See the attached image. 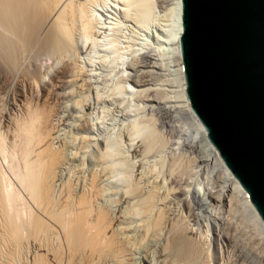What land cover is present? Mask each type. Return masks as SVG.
<instances>
[{
  "label": "bare ground",
  "instance_id": "bare-ground-1",
  "mask_svg": "<svg viewBox=\"0 0 264 264\" xmlns=\"http://www.w3.org/2000/svg\"><path fill=\"white\" fill-rule=\"evenodd\" d=\"M112 1L0 0V264H193L201 256L200 242L194 236L197 231L192 227L196 222L193 205L184 196L179 174H174L186 163V159L181 160L183 155L172 156L165 170L147 162L146 157L160 143L151 119L139 124L118 122L112 129L113 142L98 141L92 122L86 120L92 109L88 103L86 107L87 92L86 97L70 101L75 90L81 93L90 86L88 73L78 61L80 55L94 52L97 46L117 51L108 33L115 23L106 21L102 13L113 6ZM132 1V7H141L142 15L154 4L152 0ZM171 3L172 10H168L174 16V25H170L174 26L171 36L178 97L208 147L211 168L228 182V189L217 188L211 198L222 205L240 204L236 206L248 214L258 230L254 233L259 235L264 233V222L208 141L186 98L178 41L180 0ZM135 50L146 64L155 54L149 45ZM123 55L118 56L119 62L124 61ZM47 61L57 67L50 71L49 64L44 79L42 68ZM141 61L126 67L130 71L124 76L130 73L134 87L141 86L150 72L139 64ZM67 86L73 89H67L65 95L61 89ZM133 86L116 85L117 91L106 99L116 108L112 113L121 112L119 97L135 90ZM68 96L71 103L65 101ZM112 119L113 125L117 118ZM62 125L68 126L66 133H59L66 130L60 128ZM191 159L187 164L194 161ZM68 172L71 175L66 178ZM161 172L169 173L165 176ZM115 181L122 183L120 190H113ZM109 195L114 198L106 205L103 201ZM179 217L186 222L180 224ZM225 231L222 236L228 239ZM160 238H165L166 244L159 242L156 248ZM238 248L233 257L236 264L246 256Z\"/></svg>",
  "mask_w": 264,
  "mask_h": 264
},
{
  "label": "rangeland",
  "instance_id": "rangeland-1",
  "mask_svg": "<svg viewBox=\"0 0 264 264\" xmlns=\"http://www.w3.org/2000/svg\"><path fill=\"white\" fill-rule=\"evenodd\" d=\"M130 1L132 0H113L111 2L113 6H107L105 8L107 12H102L105 14L103 17L106 19V21L115 23L113 24L114 30H110L108 33L109 36L112 37L111 42L114 41L117 51H103L100 50L99 46H97L96 50L94 49V52L91 51L89 54H86L87 52H83L80 55L81 57L78 61L80 65L83 66V68L85 67V73H88L86 75L88 78H86L90 79V86L88 87L89 89L87 88L88 91L86 89V91L81 92L82 94L78 90H75L76 94H73L75 97H71L72 100L70 101L72 102L76 98L86 97L85 95H87L86 99L88 100L86 102V107L88 104H90L92 109L89 112L90 115L88 113L86 114V120L92 122V124L90 123L94 127L92 133L96 139H98V141L102 142L103 140H107L110 142L114 136L113 127L114 125L118 124V122L119 124L122 122V125H128L131 124V121L133 123H142L143 120L144 122H149L151 119L150 121L153 123H151L153 128H155L157 135L160 136L157 137L160 143H157L161 146L159 145L158 148V144L155 146V153L153 150L152 155L149 153V157H146L147 162L158 169L165 170L166 168L168 169V165L170 164V161L173 157V159L177 158L176 156L181 158L183 155L181 160L186 159V163L183 160V163H185L183 165H188V167L191 165L189 168L182 165L183 167H181L180 172H176L174 174H179L178 178H180L182 180L181 182L184 184V196L193 205L194 213L196 215V222L192 227L197 231L194 236L197 240H199L201 245L200 248H202V257L200 256V258L196 260L200 261L197 262L198 264H236V262H233V260L235 258L234 255L236 253V248L238 247V249L242 250L246 256L244 257L245 259L243 262L239 261L237 264H264V233L260 232L259 235L256 234L258 232V230H256L257 227L253 224L251 218L247 216L248 214H246L245 211L240 210L242 207L240 206L239 208L236 206L238 204L237 202H235L236 204H232V207L228 203H226V205L216 203V201L211 198L212 191L216 192L217 188L219 189L222 187V191L226 187V189H228V182L226 183V181L221 177H217L216 168L214 171L211 168L212 165L209 161L210 156L208 155V147L206 146L203 137L195 131L192 121L182 106V101L178 97L176 71L177 65L174 58V44L171 36L174 30V16L170 14L172 11H169L172 10V0H152L154 1V4H152L153 6L150 5L149 10H147V12H143V15L140 14L142 13L141 7H132L134 1H132V3ZM113 2L116 3L114 4ZM135 5L137 6L136 3ZM136 9H139L141 12ZM171 23H173V25H170ZM146 45H149L150 48L154 49L155 53L153 54L154 56L152 55L153 59L150 60L151 62H147V64L146 62H142L143 60L141 61V54H138V51L135 50V48L139 50V48L141 49ZM120 53L125 54L123 55L125 57L123 62H119L118 56ZM69 54H71V57H69ZM69 54H67L68 57L73 58V53L69 52ZM101 59H103V62ZM105 59L106 62H104ZM137 60L141 61L139 64L141 63L144 65L145 70H150V72H147V74L143 77L142 85L139 86L142 89L132 85V83L129 81L130 76H128L130 73L124 76L126 74L125 71H127V73L130 71L128 68H126L130 62ZM153 61L155 63H153ZM51 62L47 61L44 64L45 69L42 68V72L44 71V79H47L45 70L46 67L50 66L49 64H51ZM59 62L61 63L60 60L56 62L57 66H60ZM152 63L155 65V67L152 65ZM56 65L53 62L49 68L50 71H53L57 67ZM116 85L118 87L125 86L128 89L132 86L134 89L139 88V90L136 92L135 89L131 92L125 91L120 95V101L118 100V102H120V107L118 109L121 112L118 113H114L117 112L116 108H113V105H110L108 101H106L113 90L117 91ZM69 88L72 87H63V90L61 89V93L64 94L65 91L68 93V90L71 91ZM76 91L81 96L77 95ZM68 98L69 96L66 98L67 100L65 99V101L71 103ZM148 98L151 100L149 101ZM94 100H98L97 103ZM109 106L113 108H111V111L109 110ZM106 108L109 111H107ZM112 111L114 112L112 113ZM116 114H118V117H116ZM112 116L117 118L115 121H113V125ZM60 128L66 130H60L59 133H66L68 126L65 128V126L62 125ZM60 135L62 136L63 134ZM161 139L163 141H161ZM111 142H113V140ZM91 149L92 147H90L89 151H92ZM191 157L194 159H191ZM188 158L189 160L191 159V161H194H192V163L190 162V164H187L189 163V160H187ZM195 158L197 160L196 162ZM124 168L125 167L122 166L121 170L123 171ZM184 170L186 174L184 173ZM181 171L184 173V175ZM166 173L168 174L169 172H164L163 174L166 176ZM69 175H71V172L70 174L69 172L66 174V178ZM119 184L122 186V183L115 181L112 187L113 190H118L120 188ZM106 197L103 201L104 204L107 205L109 201V204H111L113 201L112 198H114V196L109 195ZM218 204L221 205L220 209H218L220 206ZM228 206L230 207V210L228 209ZM231 209L235 211L233 212ZM178 215L180 216V213ZM182 219H178L180 224L184 223L185 221ZM192 222L193 221H191L190 224H192ZM249 224L250 226H248ZM225 230H227L228 239H225L222 236L223 233L226 232ZM228 233H231L230 236ZM251 234L252 236H249ZM161 239L162 238H160V241L155 244L156 248L160 247V244H166V239ZM159 242L161 243L159 244ZM196 261L194 262L195 264Z\"/></svg>",
  "mask_w": 264,
  "mask_h": 264
},
{
  "label": "water",
  "instance_id": "water-1",
  "mask_svg": "<svg viewBox=\"0 0 264 264\" xmlns=\"http://www.w3.org/2000/svg\"><path fill=\"white\" fill-rule=\"evenodd\" d=\"M185 94L264 222V0H180Z\"/></svg>",
  "mask_w": 264,
  "mask_h": 264
}]
</instances>
